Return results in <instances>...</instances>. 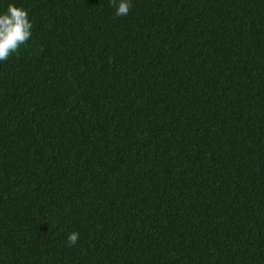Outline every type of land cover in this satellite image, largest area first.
I'll return each mask as SVG.
<instances>
[{
    "label": "trees",
    "instance_id": "16d2710c",
    "mask_svg": "<svg viewBox=\"0 0 264 264\" xmlns=\"http://www.w3.org/2000/svg\"><path fill=\"white\" fill-rule=\"evenodd\" d=\"M9 3L0 264H264V0Z\"/></svg>",
    "mask_w": 264,
    "mask_h": 264
},
{
    "label": "clouds",
    "instance_id": "9594fccd",
    "mask_svg": "<svg viewBox=\"0 0 264 264\" xmlns=\"http://www.w3.org/2000/svg\"><path fill=\"white\" fill-rule=\"evenodd\" d=\"M110 3L118 17L127 16L132 8L131 0H110ZM32 28L28 12L22 6L9 3L6 12L0 14V62L7 61L30 40ZM78 240L79 233L72 231L67 237L68 246L75 245Z\"/></svg>",
    "mask_w": 264,
    "mask_h": 264
}]
</instances>
